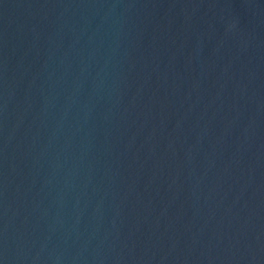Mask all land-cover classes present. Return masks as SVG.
Listing matches in <instances>:
<instances>
[{"label": "water", "instance_id": "water-1", "mask_svg": "<svg viewBox=\"0 0 264 264\" xmlns=\"http://www.w3.org/2000/svg\"><path fill=\"white\" fill-rule=\"evenodd\" d=\"M0 264H264V0H0Z\"/></svg>", "mask_w": 264, "mask_h": 264}]
</instances>
